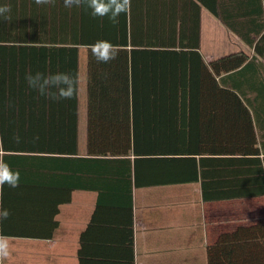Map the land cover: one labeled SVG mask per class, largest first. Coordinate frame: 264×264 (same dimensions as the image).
Masks as SVG:
<instances>
[{"label":"trees","instance_id":"trees-1","mask_svg":"<svg viewBox=\"0 0 264 264\" xmlns=\"http://www.w3.org/2000/svg\"><path fill=\"white\" fill-rule=\"evenodd\" d=\"M138 1L150 2L130 0L128 10L113 24L109 16L123 0H99L109 7L104 16H93L87 2L66 7L65 0L44 5L35 0H0V7L10 6L0 15V152L2 163L19 174L17 187L5 183L0 188L3 235L12 232L7 230L12 222L30 213L46 218L51 225L44 237L52 239L59 225L55 219L59 205L70 202H38L29 199V193L40 188L38 162L45 160L40 154L79 155L82 49L88 51V159L125 163L123 172H100L98 179L115 178L131 185L133 166L136 187L201 181L206 202L264 196V136L257 134L262 128L260 106L247 100L235 81L248 69L247 58L242 54L222 60L226 65L221 86L215 76L221 72L210 73L219 101H197L201 99L197 81L190 83L194 75L160 69L157 53L148 52L173 48L170 42L139 43L133 38L129 24ZM245 43L262 54V39ZM256 93L262 97V90ZM215 113L226 118L220 122L224 134L219 147L198 135L196 119ZM213 161H220V168L214 170L217 181L212 184L208 167ZM154 162L163 165L155 167ZM253 230L262 245L252 252L248 248L235 264H264V219Z\"/></svg>","mask_w":264,"mask_h":264},{"label":"crops","instance_id":"crops-1","mask_svg":"<svg viewBox=\"0 0 264 264\" xmlns=\"http://www.w3.org/2000/svg\"><path fill=\"white\" fill-rule=\"evenodd\" d=\"M131 17L129 27L137 42L172 44L173 48L148 52L157 53L155 63L160 69H182L194 75L190 83L197 81L201 98L197 101L203 104L220 99L215 101L210 73L221 72L215 75L221 86L226 65L222 60L244 54L245 64H250L244 76L235 81L247 100L260 106L262 128L257 134L264 136V0L138 1L132 6ZM260 39L262 54L245 43ZM87 55L82 49L79 155L40 154L45 158L38 162L40 188L29 193V199L38 202H70L59 205L55 218L59 225L52 239L44 237L51 225L46 218L30 213L7 229L24 233L22 236L0 232V243L7 245L9 253L0 264H235L242 261L248 248L252 252L260 247L262 238L254 235L253 228L264 219V196L206 202L201 181L136 187L133 166L131 185L115 178L98 179L100 172H123L125 163L88 159ZM258 90H262V97H258ZM196 119L200 120L198 135L207 137L210 146H222L220 122L226 118L215 113ZM219 166L220 161H213L208 167V183H216L213 174Z\"/></svg>","mask_w":264,"mask_h":264},{"label":"clouds","instance_id":"clouds-1","mask_svg":"<svg viewBox=\"0 0 264 264\" xmlns=\"http://www.w3.org/2000/svg\"><path fill=\"white\" fill-rule=\"evenodd\" d=\"M54 0H35V3L37 5H44V4H52ZM88 4V7L92 9V15L93 16H104L107 15L109 12V7L107 5H100L99 0H65V6L71 7L72 5L81 6L82 4L86 3ZM130 6V0H123V4L117 6L115 11L112 12V14L109 16L110 21L115 24L118 23V20L116 17L121 12H126ZM10 11V6L4 5L0 7V15H3ZM110 58H115L113 55ZM105 60L109 58H104ZM64 81L67 83L68 78L64 77ZM67 95V94H65ZM19 181V174L14 173L11 171L10 168H8L7 165L0 162V188L3 187L5 183H7L10 187H17ZM9 213L5 211L2 214V217L6 219L8 217ZM9 255L7 251V245L0 243V260H3Z\"/></svg>","mask_w":264,"mask_h":264}]
</instances>
